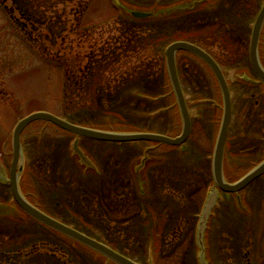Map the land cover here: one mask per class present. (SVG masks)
<instances>
[{
    "label": "rangeland",
    "instance_id": "1",
    "mask_svg": "<svg viewBox=\"0 0 264 264\" xmlns=\"http://www.w3.org/2000/svg\"><path fill=\"white\" fill-rule=\"evenodd\" d=\"M183 1L0 0L3 172L8 176L13 128L33 112H49L91 128L131 126L174 134L177 116L163 71L164 50L182 37L208 47L231 82L234 111L226 177L237 180L259 162L264 157V88L250 87L240 77H252L249 37L263 0H211L199 15L160 13L149 20L134 19L127 12H157ZM217 29L225 35L213 33ZM126 33L132 35L133 43L144 40V47L116 56L113 65L97 61L88 72L86 65L96 60L88 56L93 48L114 50ZM98 68L107 69L101 84L92 79ZM178 72L194 115L187 146L169 151L148 142L81 138L79 147L93 163L86 167L72 152V134L36 121L20 137L25 160L19 179L23 194L142 264H200L196 226L211 186L208 155L218 113L210 100L217 96L209 70L197 58L180 52ZM83 73H89L84 80ZM144 156V165L135 173ZM241 205L233 194H224L213 209L203 239L209 264H264V175L243 190ZM0 229V264L105 263L101 256L60 235L55 238L28 218L3 182ZM34 247L36 256L44 254L37 260L28 254Z\"/></svg>",
    "mask_w": 264,
    "mask_h": 264
},
{
    "label": "water",
    "instance_id": "2",
    "mask_svg": "<svg viewBox=\"0 0 264 264\" xmlns=\"http://www.w3.org/2000/svg\"><path fill=\"white\" fill-rule=\"evenodd\" d=\"M131 14L135 17H140V18L151 15L150 12H144L138 10L131 11ZM263 23H264V3L259 9L258 14L255 18L252 28L251 38H250V47H249V58H250V64L252 70L254 71L258 80L261 81L262 83H264V67L261 63L259 56L258 42H259V36ZM179 50L190 52L198 56L207 63V65L211 68L212 72L214 73L218 81L223 99V114L214 148L213 161H212L214 185L211 187V191L208 194V198L203 206L200 216V221L198 224V230H197V241L201 246L200 260L202 264H207L204 259L205 250L203 247V231L206 225L207 218L211 212V209L217 201V197L219 195L218 189H220L223 192H233V193L239 192L241 189L246 187L251 181L264 174V159L238 180L234 182H228L225 179L223 173V156H224L225 139L227 136L228 126L231 116V104H232L229 86L227 84V81L224 77V74L219 64L215 61V59L207 51H205L197 44L186 40H176L170 43L165 49L166 68L182 117V131L180 135L176 137H170L164 134L150 133V132H115L108 130H100V129H94V128H89L74 124L61 117L55 116L51 113L44 111H39L29 114L28 116L20 119L13 130L12 160L10 164L9 178L0 168V180L8 182L10 184L11 193L16 203L25 212H27L35 219L77 240L78 242L92 248L93 250L103 254L109 260H112L117 264H139L135 260L110 248L106 244L44 213L39 208L31 204L25 198V196L21 193L18 185V178L20 172L22 171L23 157H24L23 149L20 141V135L23 129L33 121L45 120L51 122L57 125L58 127L76 135V138L72 146L73 151L79 156L80 161L86 165H90L91 161L80 149L78 145L79 137H86L95 140L110 141V142H128V141L146 140V141H155L170 145H180L186 140V138L190 133L191 118L189 115V110L187 107L185 95L181 88V84L177 74L176 53ZM237 198L239 200V195L237 196Z\"/></svg>",
    "mask_w": 264,
    "mask_h": 264
},
{
    "label": "trees",
    "instance_id": "3",
    "mask_svg": "<svg viewBox=\"0 0 264 264\" xmlns=\"http://www.w3.org/2000/svg\"><path fill=\"white\" fill-rule=\"evenodd\" d=\"M129 16L132 17V18H134V19H137V20H149V19H152V17L135 18V17L131 16L130 14H129ZM215 32H217V36H224L225 35L223 33L222 29H217V30L213 31V33H215ZM132 34H134V33L132 32ZM212 36H214V34ZM61 39L64 40L63 42H65L66 37L65 36H61ZM123 39L124 40H123V42H121V46L118 47V48H115L114 50L111 49V48H104V47L103 48H101V47L100 48H93V50L88 54V56L90 58H92V56H94L96 58V60L92 61V65H90V67H89V65L86 66V69L88 70V72H89V70H90V73L92 72V69L94 68V66L97 65V64H95V63H97V61L101 62L102 64H106V66H109L111 64L113 65L114 58L116 56H118V58L122 54L124 56H126V55L128 56V55L131 54L130 52L135 53L137 51V46L144 47V42L145 41L142 40L141 38L136 39V42L133 43V37H132V35L126 33L125 36L123 37ZM181 39H186V40H191L192 41V39H189V38H186V37H182ZM201 46L203 48H205L209 53H211L210 50L208 49V47H205L203 45H201ZM122 48H124V49L122 50ZM135 48H136V50H135ZM66 67L67 66H65V69H66ZM106 70L107 69H105V68H102V69L101 68H98L97 69V71L95 72V74L92 76V79H93V81H95V84H101V80L103 81V79L105 78ZM163 71H164V73L166 75V81L169 84V81L167 79L166 70H165V63H163ZM88 74L89 73H87V74L86 73H83L82 79L84 80L85 79V76L84 75H88ZM66 84H68V83L65 82V85ZM64 102H65V109L68 110L70 108V105L68 104V90H67V88L64 89ZM40 122H43V123L46 124V122H44V121H40ZM171 147H173V146H171ZM28 198H29V195H28ZM30 200H33V199H30ZM32 202H34V201H32Z\"/></svg>",
    "mask_w": 264,
    "mask_h": 264
},
{
    "label": "flooded vegetation",
    "instance_id": "4",
    "mask_svg": "<svg viewBox=\"0 0 264 264\" xmlns=\"http://www.w3.org/2000/svg\"><path fill=\"white\" fill-rule=\"evenodd\" d=\"M207 3H208V5H207ZM210 6V4H209V2H208V0L206 1H200V2H198V0H196V2H195V4H194V6H193V8L191 9V10H187V9H185L186 10V12H184V14H183V16H187L188 14H192V13H196V14H200L202 11H204L205 9H207L208 7ZM250 86H252V87H255V85H253V84H251L250 83ZM16 214V213H15ZM13 218H15V219H18V220H22L21 218V216L19 215H14V217ZM0 231H2L3 232V230L2 229H0ZM34 233H38V229H35L34 228ZM50 234H52L55 238H57V233H55V232H53V231H51L50 230ZM17 235H19L18 233H17ZM73 243V242H72ZM56 244V243H55ZM62 245V244H61ZM56 247H58L57 246V244H56ZM62 247H63V249H65L64 247L65 246H63L62 245ZM60 250V249H59ZM33 251L34 252H29L28 254H30V255H34V257H31V258H33V259H35V260H37V258H40L41 257V255L43 256L44 254H41V253H39V254H37V256H36V253H35V247L33 248ZM49 258H52L53 256L52 255H47ZM86 263H87V261L86 260H84Z\"/></svg>",
    "mask_w": 264,
    "mask_h": 264
}]
</instances>
